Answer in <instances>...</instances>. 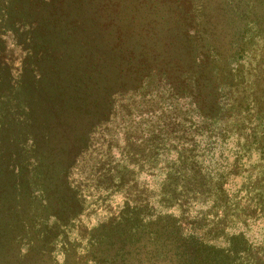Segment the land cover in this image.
Instances as JSON below:
<instances>
[{"label": "trees", "instance_id": "trees-1", "mask_svg": "<svg viewBox=\"0 0 264 264\" xmlns=\"http://www.w3.org/2000/svg\"><path fill=\"white\" fill-rule=\"evenodd\" d=\"M67 1L42 3L50 14H67ZM72 3L84 14H95L87 31L98 28L100 42L93 50L99 57L94 62L89 54L93 64L74 80V97L69 98L74 120L63 113L48 119L26 110L17 146L8 141L11 131L0 130V177L6 178L0 203L7 205L0 215L7 212L6 223L25 230V236L34 224L35 239L44 227L45 240L49 227L60 233L83 217L89 202L85 188L91 186L100 191L104 209L114 193L122 205L102 225L109 226L114 241L104 249L105 242L93 237L94 248L90 245L77 258L82 264H234L238 259L239 264H257L245 233L252 221L264 225V169L255 172L247 164L252 155L264 160V51L259 57L252 53L259 36L236 28L233 14L195 12L191 0ZM150 8L157 14L154 19L145 14ZM163 8H173L174 14L160 16ZM251 15L261 27L262 18ZM52 34L41 29L44 37ZM5 117L2 111L0 119ZM120 122L124 126L118 133L126 146L117 159L109 145L116 136L108 132ZM95 125L89 142L98 147L97 155L89 150L79 162L90 168L84 186L72 188L71 171H64L57 191L52 182L60 164L57 150L65 149L66 159L86 145L84 135ZM142 175L159 178L157 188L149 189ZM36 187L40 193L34 205L10 198L13 191ZM219 241L227 246H217ZM25 245L20 260L34 252L50 258L54 234L42 251L33 243ZM70 255L77 257L74 251Z\"/></svg>", "mask_w": 264, "mask_h": 264}, {"label": "rangeland", "instance_id": "rangeland-1", "mask_svg": "<svg viewBox=\"0 0 264 264\" xmlns=\"http://www.w3.org/2000/svg\"><path fill=\"white\" fill-rule=\"evenodd\" d=\"M66 4L69 7L67 14H50L47 6H45L46 3H42V0H0V115L2 111H6V117L0 119V130L11 131L8 141L11 144L14 142L15 146L18 143L17 138L20 139L21 122L19 120L23 119L26 110L45 114L48 119L57 116L58 113H63V115H67L68 121L70 119L74 120V108L69 102V98L74 97L72 93L75 87L74 80L80 78V76L84 77L87 74L88 64H93V62H88L89 54H92L90 58L93 61L99 57L98 53L93 50V45L100 42V37L97 36L98 28H91L94 33L87 31L88 26L90 28V20L95 14H84L82 10L79 11L74 7L72 0L65 2V6ZM191 4L192 10L202 14H229L228 16L233 14L234 20L238 22L235 23L236 28L238 25L240 31L247 30V33L250 32L259 36V44L256 47L257 52L252 51L253 55L259 57L263 54L260 52L264 51V0H191ZM84 10L86 11L85 8ZM175 11L178 13V10ZM145 14L153 19L157 15L153 8H150V11ZM158 14L169 17L174 14L173 8L169 11L166 8L159 9ZM251 14H257L262 18L261 27L255 25V19ZM42 28L48 29L53 34L46 37L42 36ZM245 48L250 50L252 47L247 44ZM48 50L52 52L53 57L60 59L53 60L48 56ZM58 70L60 75L57 74ZM79 96L81 97L80 94ZM60 99L64 100L62 104L59 101ZM122 111L125 112V110ZM124 114L127 116L128 113L125 112ZM108 118L111 122L115 119L113 113H110ZM96 126L90 128L89 133L84 135L87 137L86 145H82L79 149L75 148V151L67 155L66 159L62 155L65 149L57 150L60 164L57 173L52 176L53 186L57 191L61 188L59 187L60 178L64 171H71L70 177L74 181L72 188L74 184L84 186L83 176L90 168H88V162L83 165H80L79 162H81L84 153L86 154L89 150L94 152V149L98 148L89 142L90 132L91 130L94 132ZM123 126L121 122L113 123L111 125L112 129L110 128L108 132L111 137L116 136L109 140V145L112 147L113 156L117 159L126 146L124 141L121 142V134L118 133L122 132ZM80 136L84 137L83 135ZM232 147V144H230L229 149ZM222 153L225 157L227 151L224 150ZM96 155L94 152V156ZM218 155V152H214V157H218ZM248 160L249 163L247 164L253 171L264 169V160L259 162L257 155H252ZM95 161L97 162L98 158ZM0 178V186L2 187L6 178H4L5 180H2V177ZM13 179L12 176L11 181ZM141 180L146 181L149 189L155 190L159 178L149 179L148 176L142 175ZM50 187L52 188V186ZM72 188L70 189L72 190ZM39 191V187L27 192L25 189L20 190V192L13 191L15 194L14 196L11 194L10 198H20L19 201L34 205L36 203L34 195H38ZM59 194L61 195V193ZM84 194L89 202L86 204L88 208L85 207L84 211L81 212L83 217L73 221L70 226L62 227L60 233H53L49 227L45 240L42 237V234L45 233L44 227L41 226L39 229L40 236L35 239L32 235L34 224L28 225L30 233L28 232L29 235L25 236V230L23 231L17 225L13 224L11 226L6 223L3 216L7 212L1 214L0 264H82L80 261L78 262L77 258L84 256L90 245L94 248V238H97L99 244L105 242V249L106 242L114 240L111 237L113 234L109 235V226L103 227L102 225L107 223L115 212L121 208L122 198L118 193H114L109 200V210H107L108 208L104 209L101 206V193L98 189L88 186V188H85ZM1 206L4 210L7 208L6 204L0 203V209ZM29 211L31 212L32 209L30 208ZM64 230H70L71 232L66 234ZM263 230V221L258 219L252 221L249 230L245 233V238L253 249L252 259L257 264H264ZM111 231L115 232L114 230ZM53 234L54 254L50 258L48 256L40 258V254L37 255V252H34L30 253L29 258L26 260H20V255L27 250L25 244L30 245L33 243L36 250L42 251L50 247ZM63 239L64 241L68 239V241L64 242ZM217 244L221 247L227 246V243L223 241H219ZM69 251H74L77 257L70 255ZM235 259L236 256L232 258L233 262ZM239 263L238 259L234 264ZM247 263L252 264L250 260Z\"/></svg>", "mask_w": 264, "mask_h": 264}]
</instances>
